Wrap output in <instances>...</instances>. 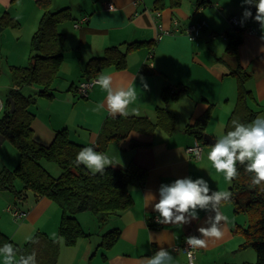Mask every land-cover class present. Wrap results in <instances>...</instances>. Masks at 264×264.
I'll list each match as a JSON object with an SVG mask.
<instances>
[{
	"label": "crops",
	"instance_id": "obj_1",
	"mask_svg": "<svg viewBox=\"0 0 264 264\" xmlns=\"http://www.w3.org/2000/svg\"><path fill=\"white\" fill-rule=\"evenodd\" d=\"M201 1L51 0L53 10L70 8L72 19L58 25V30L66 37L65 50L52 96L37 97L40 112L37 114L32 110L35 114L32 124L35 140L49 145L58 131L68 129L73 141L114 157L118 162L115 167H128L133 163L147 171L143 185H131L129 188L133 199L131 206L112 215L105 224L100 225L91 211L77 214L89 236L81 238L74 246H66L61 239L57 264H142L145 257L153 256L162 247L172 254L174 264H187L186 254L174 248L182 246L185 237L200 235L197 229L207 226L204 221L208 213L198 210L200 219L183 227L162 225L156 222L158 213L153 211L152 206L145 207V196L151 192L158 202L162 184L184 177H203L212 189L229 191L231 184L224 174L217 173L207 160V153L213 144L206 140V143L201 142L202 157L196 158L187 148L198 140L186 131V127L201 116L211 103L214 107L205 135L216 140L222 127L225 132L238 97V82L231 71L239 66L250 74L246 82V88L252 92L250 107L257 112V116L264 115V40L261 39L264 32L259 26L257 33H251L247 28L231 27L228 19L231 16L242 19L247 8V5L242 6V0H206L207 4L200 6ZM109 3H113L115 8L109 9ZM43 13L39 0H0V100L5 103L9 101L10 90L17 88L12 68L28 66L32 36ZM85 17H88L86 21ZM8 18H13L19 25H8ZM202 20L208 26L198 38L190 40L184 34L185 29ZM77 22H82L79 27L75 26ZM175 22L181 33L157 40L160 27L174 29ZM246 24L255 25L253 19L246 20ZM228 34L242 39L238 56L226 51L230 42ZM135 42L144 45L127 52L129 44ZM114 46L127 53V67L119 70L114 65H107L100 73L111 75L115 87H136L138 99L129 106V112L134 109L138 114L129 116L155 121L156 109L164 103V89L183 91L167 105L178 119L172 133L162 128H157L150 136L133 132L125 140L110 142L101 151L96 148L97 140L105 119L110 115L106 108L99 112L93 109L98 103L105 102L107 92L96 84L87 97H81L77 87L89 79L85 74L87 63L103 56L108 48ZM141 77L146 80L148 89H144ZM39 89V85H34L24 92L27 95L36 94ZM184 113L188 115L185 120L181 118ZM134 141L143 145L132 147ZM3 147L8 153L14 152L6 138L0 136V151ZM16 157L13 161L16 165L5 162L3 168L10 170L17 167L19 157ZM6 200L10 199L0 193L1 206ZM20 205L26 212L20 218L22 220L16 219L21 222L16 224L9 217L5 220L0 217V232L17 246L25 245L37 232L59 239L63 212L55 202L49 198L36 199L29 193ZM221 212L228 218L226 225L222 222L224 235L218 240H210L207 247L198 249L196 264H254L257 258L255 251L250 247L243 248L245 237L239 230L247 226L248 218H241L232 202L223 204ZM0 216L7 214L0 210ZM114 228L120 229V238L111 249L104 250L100 246L102 235ZM0 264H5L3 256H0Z\"/></svg>",
	"mask_w": 264,
	"mask_h": 264
},
{
	"label": "trees",
	"instance_id": "obj_2",
	"mask_svg": "<svg viewBox=\"0 0 264 264\" xmlns=\"http://www.w3.org/2000/svg\"><path fill=\"white\" fill-rule=\"evenodd\" d=\"M160 0H157V2ZM44 9L39 26L32 36L31 55L28 66L13 67L12 75L17 88L11 89L8 99L15 101V110L9 112L10 104L7 100L6 109L0 118V136L10 140L19 151V163L13 170L0 171V190H10L19 200L18 206L27 199L31 193L36 199L49 198L62 209V218L59 225V239H52L44 232H37L23 246H17L4 233L0 232V247L11 243L18 249L17 257L36 254L37 264H57L61 250V239L66 246H74L89 234L85 232L77 218V214L91 211L95 214L100 225L108 222L112 215L126 210L133 203L130 186L143 185L147 171L136 164L128 167H112L105 169L103 174H92L83 164L75 163L77 154L84 145L73 141L68 129L56 133L53 142L44 145L34 138L32 128L35 114L31 107L39 96H52L53 84L58 77L63 58L65 34L58 30V25L64 20L72 19L70 8L53 10L51 0H39ZM202 0L200 6L206 5ZM256 14L254 6L247 5ZM6 23L17 27L19 23L13 18L6 19ZM254 23H256L254 21ZM230 42L226 48L227 53L238 56L242 39L228 34ZM144 43L129 44L127 52L140 48ZM114 65L116 69L127 67V53L114 46L108 48L104 55L91 59L85 69L89 78L97 77L102 68ZM231 75L238 82V97L227 121L225 132L230 130L232 119L242 123H250L257 116L249 105L252 92L246 88L250 74L241 66L231 71ZM39 85L36 94L27 95L24 90ZM180 90V89H179ZM171 91L165 88L162 94L163 105L156 109V120L147 117L108 116L99 132L96 148L103 151L110 142H119L130 137L131 133L139 132L152 135L157 128L172 133L177 125V115L168 109V103L177 99L183 91ZM214 104L196 120L186 127V131L193 135L198 143L205 142V132L210 122ZM202 144V143H201ZM143 145L141 142H132V147ZM44 160L57 164L62 172L58 177L53 176L42 164ZM240 176L235 179L229 191L232 192L230 202L233 203L237 214H245L248 224L240 228L245 237L243 248H253L256 253L254 264H264V192L259 187L251 186V174L246 173L242 166H238ZM23 183L22 189L15 185L16 181ZM121 231L114 228L102 235L100 246L104 250L111 249L119 240ZM105 256V255H104ZM248 264V263H247Z\"/></svg>",
	"mask_w": 264,
	"mask_h": 264
},
{
	"label": "clouds",
	"instance_id": "obj_3",
	"mask_svg": "<svg viewBox=\"0 0 264 264\" xmlns=\"http://www.w3.org/2000/svg\"><path fill=\"white\" fill-rule=\"evenodd\" d=\"M243 5L256 8L254 21L264 32V0H242ZM248 19H253L250 7L244 9L241 26ZM261 39L264 40V35ZM140 79L144 89H148L146 80L143 77ZM94 83L107 92L105 102L98 103L94 111L99 112L106 108L112 117L138 114L134 109L129 112V106L138 99L136 87H115L113 77L104 73H100ZM193 151L197 157L200 156L198 148ZM207 160L217 173L224 174L229 184L239 178L238 166H242L246 173L251 174V186L259 187L260 192H264V115L257 116L250 123L232 119L230 130L224 132L222 127L217 134L215 143L207 153ZM75 163L85 165L92 174H103L106 168L115 167L118 162L114 157L98 152L93 147H85L77 154ZM231 197V191L214 190L203 177L196 179L184 177L170 184H162L159 188L158 202L156 195L149 192L145 196V207L152 206L153 211L158 213L157 223L182 227L190 225L194 220L198 221L200 211L208 213L204 221L207 226H200L197 229L200 235L185 237V243L190 248L197 249L207 247L212 239L218 240L223 237L222 222L226 225L228 218L222 214L221 207L230 202ZM17 252L18 249L11 243L0 247V256L4 257L5 264H37L35 252L26 257L20 256L19 259ZM188 256L191 261V251ZM142 264H174V257L162 247L153 256L145 257Z\"/></svg>",
	"mask_w": 264,
	"mask_h": 264
},
{
	"label": "built area",
	"instance_id": "obj_4",
	"mask_svg": "<svg viewBox=\"0 0 264 264\" xmlns=\"http://www.w3.org/2000/svg\"><path fill=\"white\" fill-rule=\"evenodd\" d=\"M108 8L109 9H114L115 6H114L113 3H109ZM87 19H88V17L84 18L85 21ZM228 20H229V24L234 29L247 28L246 30H248L249 32L257 33L256 29H257V26H259V24L257 22L255 23V25L248 26L246 24V21H245L244 25L241 26V23H240L241 18H239L238 16H231ZM81 23L82 22H77L75 24V26L79 27L81 25ZM207 26H208V23L205 20L196 22L194 24L189 25L185 29L184 34H186V36L190 40H195L196 38H198L200 36L201 31ZM177 33H181V29L178 26L177 22H175V28L174 29L165 30L162 27H160V33L157 36V40H161L166 35L177 34ZM97 79H98V77H94V78H89L87 80L82 81L77 87L78 95L81 96V97H87L88 94H89V91L96 85L94 83V81H96ZM173 91H176V90L174 89ZM5 109H6V103L4 101L0 100V114L3 113L5 111ZM197 148L200 151V156L199 157H197L195 155V152L193 151L194 149H197ZM187 151L189 153H193L196 156V158H201L202 157V152H203V145L197 142L193 146L188 147ZM7 212H10L15 219H20V218L24 217L25 214H26V212L22 211L19 207L10 206V205L7 207ZM192 235L199 236V234H192ZM174 249L177 250V251L178 250H182L186 254L187 264H196V262H197V252H198L199 248L192 249L184 241L182 246L176 247ZM190 251L192 253L191 261H189V256H188V253Z\"/></svg>",
	"mask_w": 264,
	"mask_h": 264
},
{
	"label": "rangeland",
	"instance_id": "obj_5",
	"mask_svg": "<svg viewBox=\"0 0 264 264\" xmlns=\"http://www.w3.org/2000/svg\"><path fill=\"white\" fill-rule=\"evenodd\" d=\"M259 27L257 26L258 29H259ZM36 102H37V100H36ZM31 108H32V110L36 111L37 114H39V112H40V110L38 109L39 108V103H35ZM43 109H44V107L41 109V112H43ZM1 116H2V114H0V117ZM187 116H188L187 113H184V114L181 115V118L183 120H185V118ZM181 125H183V122L181 123ZM6 140L10 144V146H11L12 150H14V152L11 153L9 151L10 153H8L6 151V147H3L1 149V151H0V171L5 168V167L3 168V166H6L5 162H7L8 165H16V164H13V161H16V159H17L16 156L19 157V151H18L17 147L10 140H8V139H6ZM14 163H16V162H14ZM43 164L45 165L44 167H46V169L55 177H58L61 174V172H62V169L57 164H55L52 161L44 160ZM14 167H16V166H14ZM13 168L10 169V170H13ZM6 169H8V168H6ZM15 185H16L17 188H21L23 186V183L20 180H17ZM0 193L8 196V199H10V200H6V202H5V204L3 206L0 205V210L2 211V213L7 214V216H0V217H2L3 220H5V219H7V217H9L12 222H16V224L20 223L21 221L18 220V222H17L16 219L13 217V215L10 212H7V207L9 205L10 206H17L23 211V209L21 208V205L18 206L16 204V203H18L19 200L15 197L14 193L12 191H10V190H0ZM240 217L244 218L245 220L247 218L246 215H244V214H240ZM20 220H22V219H20ZM99 229H101V228L99 227ZM21 245H24V244H21ZM100 252H101V250H100ZM17 259H18V257H17Z\"/></svg>",
	"mask_w": 264,
	"mask_h": 264
},
{
	"label": "water",
	"instance_id": "obj_6",
	"mask_svg": "<svg viewBox=\"0 0 264 264\" xmlns=\"http://www.w3.org/2000/svg\"><path fill=\"white\" fill-rule=\"evenodd\" d=\"M9 103H10V109H9V112L10 113H13L14 112V110H15V101L14 100H12V99H9ZM205 140L209 143V144H214L215 143V140H213V138L210 136V135H208V134H206L205 135Z\"/></svg>",
	"mask_w": 264,
	"mask_h": 264
}]
</instances>
